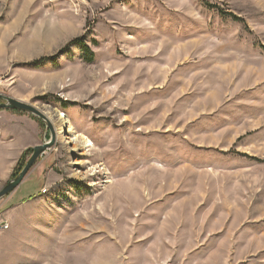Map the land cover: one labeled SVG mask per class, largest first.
Masks as SVG:
<instances>
[{
	"label": "rangeland",
	"instance_id": "374dc122",
	"mask_svg": "<svg viewBox=\"0 0 264 264\" xmlns=\"http://www.w3.org/2000/svg\"><path fill=\"white\" fill-rule=\"evenodd\" d=\"M1 94L0 264H264V0H0Z\"/></svg>",
	"mask_w": 264,
	"mask_h": 264
},
{
	"label": "water",
	"instance_id": "95a60500",
	"mask_svg": "<svg viewBox=\"0 0 264 264\" xmlns=\"http://www.w3.org/2000/svg\"><path fill=\"white\" fill-rule=\"evenodd\" d=\"M0 100L2 101L0 103V109L16 110L26 113L39 120L48 129L50 133V139L47 142H44L42 145L34 146L32 148V153L28 158L29 160L26 161L24 167L19 172V174L14 179L8 181L5 186H2L3 188L0 189L1 200L18 188V186L23 182L25 177L29 174L30 170L35 166L38 159L55 144L56 136L52 123L42 112L38 111L37 109L28 104L19 102L9 97H4L2 96V94L0 95Z\"/></svg>",
	"mask_w": 264,
	"mask_h": 264
},
{
	"label": "crops",
	"instance_id": "0c3cea01",
	"mask_svg": "<svg viewBox=\"0 0 264 264\" xmlns=\"http://www.w3.org/2000/svg\"><path fill=\"white\" fill-rule=\"evenodd\" d=\"M0 118L5 123L2 126L11 127L14 125L17 128L20 127L19 131H13L7 127L0 129V179H5L9 175L10 169L19 157V154L27 146H24L26 136L24 134V128H22L23 124H17L18 121L22 122V120L7 114L1 115ZM31 139H33V137H31ZM34 145H36V142L28 146L34 147Z\"/></svg>",
	"mask_w": 264,
	"mask_h": 264
},
{
	"label": "trees",
	"instance_id": "16d2710c",
	"mask_svg": "<svg viewBox=\"0 0 264 264\" xmlns=\"http://www.w3.org/2000/svg\"><path fill=\"white\" fill-rule=\"evenodd\" d=\"M72 44L71 45H75V44H77V43H79V39H76V40H74V41H72L71 42ZM81 47H82V50L83 51H86L87 53H88V60L89 61H91L92 60V58H93V54L90 52V49L88 48V47H86V46H84V45H81ZM36 120V119H35ZM38 121V120H37ZM26 153H29V154H31L32 153V149H27L26 150ZM23 156V155H22ZM21 171V170H20ZM18 174H19V172H18ZM17 174V175H18ZM17 175H15V177L17 176ZM15 177H13V178H15Z\"/></svg>",
	"mask_w": 264,
	"mask_h": 264
},
{
	"label": "bare ground",
	"instance_id": "6f19581e",
	"mask_svg": "<svg viewBox=\"0 0 264 264\" xmlns=\"http://www.w3.org/2000/svg\"><path fill=\"white\" fill-rule=\"evenodd\" d=\"M56 118H58L57 120H60L61 119V117H59V116H57ZM59 122V121H58ZM59 130V129H58Z\"/></svg>",
	"mask_w": 264,
	"mask_h": 264
},
{
	"label": "flooded vegetation",
	"instance_id": "af4514ba",
	"mask_svg": "<svg viewBox=\"0 0 264 264\" xmlns=\"http://www.w3.org/2000/svg\"><path fill=\"white\" fill-rule=\"evenodd\" d=\"M1 102V101H0Z\"/></svg>",
	"mask_w": 264,
	"mask_h": 264
}]
</instances>
